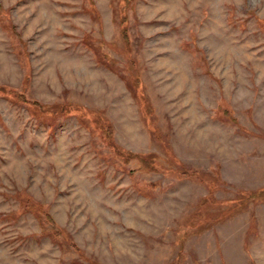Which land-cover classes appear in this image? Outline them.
<instances>
[{
	"label": "rangeland",
	"instance_id": "rangeland-1",
	"mask_svg": "<svg viewBox=\"0 0 264 264\" xmlns=\"http://www.w3.org/2000/svg\"><path fill=\"white\" fill-rule=\"evenodd\" d=\"M0 264H264V0H0Z\"/></svg>",
	"mask_w": 264,
	"mask_h": 264
}]
</instances>
